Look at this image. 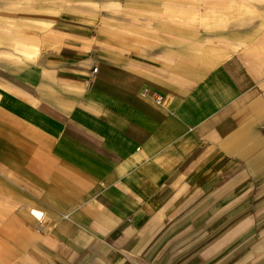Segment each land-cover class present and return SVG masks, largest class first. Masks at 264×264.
<instances>
[{
    "label": "crops",
    "instance_id": "crops-1",
    "mask_svg": "<svg viewBox=\"0 0 264 264\" xmlns=\"http://www.w3.org/2000/svg\"><path fill=\"white\" fill-rule=\"evenodd\" d=\"M215 1L0 22V264H264V0Z\"/></svg>",
    "mask_w": 264,
    "mask_h": 264
},
{
    "label": "rangeland",
    "instance_id": "rangeland-1",
    "mask_svg": "<svg viewBox=\"0 0 264 264\" xmlns=\"http://www.w3.org/2000/svg\"><path fill=\"white\" fill-rule=\"evenodd\" d=\"M8 0H1L0 1V22L1 23H8V27L6 30L9 33H5L6 37H13L14 35H17L16 29H14V25L18 24L19 22H24L23 24H34L35 21H37V17H48L49 15L53 14V12L50 13L48 10L49 7H57V8H63L67 6H75V7H81L83 5H93L94 7L99 6V12H101L103 15L106 11H108L111 14H119L118 17L121 15V10H114L109 11L105 7H101L102 4L97 3V0H14L15 2H7ZM118 4L121 8V0H110ZM160 1V0H155ZM198 0H190V2H195ZM203 1V0H201ZM212 1V0H211ZM94 2V3H93ZM206 5H219V0L215 2H205ZM117 5V6H118ZM197 5V4H196ZM74 8V7H73ZM120 11L119 13H117ZM108 14V13H107ZM105 15L104 17H108V15ZM114 22V21H113ZM116 22H119L116 20ZM32 25H29L28 27H22L23 31L28 35L35 36L34 34L37 32L34 30V28L31 27ZM12 43L13 40H12ZM3 48L6 49V45L0 44V52L3 51ZM10 50L14 49V45L9 48Z\"/></svg>",
    "mask_w": 264,
    "mask_h": 264
},
{
    "label": "built area",
    "instance_id": "built-area-1",
    "mask_svg": "<svg viewBox=\"0 0 264 264\" xmlns=\"http://www.w3.org/2000/svg\"><path fill=\"white\" fill-rule=\"evenodd\" d=\"M95 71H96V68L94 67L93 68V72H95ZM162 100H163V98H162L161 95H159L158 93H154V101L156 103L161 104L162 103Z\"/></svg>",
    "mask_w": 264,
    "mask_h": 264
}]
</instances>
